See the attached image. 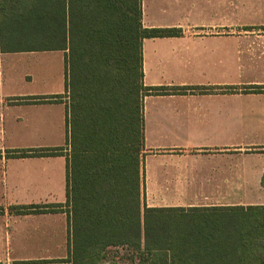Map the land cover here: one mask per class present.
Listing matches in <instances>:
<instances>
[{"label":"crops","instance_id":"0c3cea01","mask_svg":"<svg viewBox=\"0 0 264 264\" xmlns=\"http://www.w3.org/2000/svg\"><path fill=\"white\" fill-rule=\"evenodd\" d=\"M141 9L143 27L178 31L142 40L143 85L166 88L143 97L145 205L264 206V0ZM64 55L0 49V264L68 257V207L26 211L66 201Z\"/></svg>","mask_w":264,"mask_h":264},{"label":"trees","instance_id":"16d2710c","mask_svg":"<svg viewBox=\"0 0 264 264\" xmlns=\"http://www.w3.org/2000/svg\"><path fill=\"white\" fill-rule=\"evenodd\" d=\"M141 13V0H0L2 51L25 48L4 43V25L14 20L20 25L14 39L29 38L36 48L65 50L66 201L26 207V211L68 207V257L46 262L264 264V206L185 208L144 203L143 97L166 88L143 85L142 40L178 31L145 28ZM61 149H35L31 154L52 155ZM211 211L254 220L240 221L237 239L226 245L193 246L171 235L162 237L159 220ZM121 249L125 261L109 256Z\"/></svg>","mask_w":264,"mask_h":264},{"label":"rangeland","instance_id":"374dc122","mask_svg":"<svg viewBox=\"0 0 264 264\" xmlns=\"http://www.w3.org/2000/svg\"><path fill=\"white\" fill-rule=\"evenodd\" d=\"M20 25L17 20L11 23H5L4 25V43L6 46H21L32 47L35 44L28 38L25 40L14 39V33L19 31ZM37 45V44H36ZM4 76L6 73V64L4 63ZM191 197V196H187ZM235 197L234 195L231 198ZM155 198V197H154ZM234 199V198H233ZM156 200V198H155ZM150 204V201L148 202ZM187 208V207H186ZM252 212V210H248ZM254 220L248 215H234L227 211L218 212H206V213H189L186 215H179L172 219L163 218L157 223L160 224L162 231V237L165 239L168 236H173L181 242L200 246H210L212 243L220 242L223 245L232 243L237 239V232L239 230L240 221L245 224H249ZM154 222L153 218H150V223ZM152 230V228H151ZM236 238H231L235 237ZM117 256L121 261H125L127 255L124 249L118 251V253H109V256Z\"/></svg>","mask_w":264,"mask_h":264}]
</instances>
